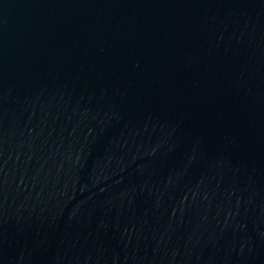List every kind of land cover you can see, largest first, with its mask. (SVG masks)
I'll return each instance as SVG.
<instances>
[{
  "label": "water",
  "instance_id": "1",
  "mask_svg": "<svg viewBox=\"0 0 264 264\" xmlns=\"http://www.w3.org/2000/svg\"><path fill=\"white\" fill-rule=\"evenodd\" d=\"M0 264H264V0H0Z\"/></svg>",
  "mask_w": 264,
  "mask_h": 264
}]
</instances>
